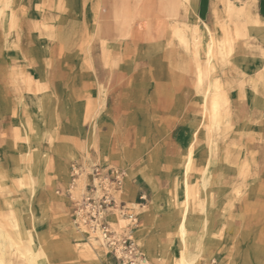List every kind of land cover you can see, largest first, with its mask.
Masks as SVG:
<instances>
[{
    "label": "rangeland",
    "instance_id": "1",
    "mask_svg": "<svg viewBox=\"0 0 264 264\" xmlns=\"http://www.w3.org/2000/svg\"><path fill=\"white\" fill-rule=\"evenodd\" d=\"M233 2L155 38L106 4L0 0V264H124L94 210L145 264H264V42Z\"/></svg>",
    "mask_w": 264,
    "mask_h": 264
},
{
    "label": "crops",
    "instance_id": "2",
    "mask_svg": "<svg viewBox=\"0 0 264 264\" xmlns=\"http://www.w3.org/2000/svg\"><path fill=\"white\" fill-rule=\"evenodd\" d=\"M177 1V2H176ZM181 1V2H180ZM87 0L92 4H106L111 7L110 15L127 20H136V25L140 31L138 35H152L155 38L170 36V32L159 31L162 28L168 29L171 26L186 27L191 19L195 25L202 26L204 33V23L208 24L212 33L217 31L218 19L226 17L224 2L226 0ZM233 1V0H231ZM249 6L253 19H257L260 24L252 25L250 34L262 39L264 42V0H239V2ZM178 3V4H177ZM114 6V8H113ZM216 11V12H215ZM149 18L150 20H148ZM228 21L223 23V29L231 33L236 24L235 19L243 18L239 15H231ZM244 19V18H243ZM234 20V21H233ZM140 23H145L146 28H140ZM152 27V33H147ZM159 29V30H158ZM101 31V36H103ZM205 34H208L207 32ZM107 35V34H106ZM105 35V36H106Z\"/></svg>",
    "mask_w": 264,
    "mask_h": 264
},
{
    "label": "built area",
    "instance_id": "3",
    "mask_svg": "<svg viewBox=\"0 0 264 264\" xmlns=\"http://www.w3.org/2000/svg\"><path fill=\"white\" fill-rule=\"evenodd\" d=\"M93 224L100 227L103 241L111 255L124 264H145L132 231L118 235L110 230L107 223H103L101 212H93Z\"/></svg>",
    "mask_w": 264,
    "mask_h": 264
},
{
    "label": "bare ground",
    "instance_id": "4",
    "mask_svg": "<svg viewBox=\"0 0 264 264\" xmlns=\"http://www.w3.org/2000/svg\"><path fill=\"white\" fill-rule=\"evenodd\" d=\"M180 1V0H179ZM177 2V1H176ZM181 2V1H180ZM232 3H234L233 1H231V0H226L225 2H224V9H226V7L227 6H229L230 4H232ZM178 4V3H177ZM216 12V11H215ZM250 11H248V13H249ZM251 13V12H250ZM256 20V22H259L257 19H255ZM204 28H205V32H207L208 34H212V31H211V28H210V26L208 25V24H206V23H204ZM208 47V54H210L211 53V47H212V42H209L208 43V45H207Z\"/></svg>",
    "mask_w": 264,
    "mask_h": 264
},
{
    "label": "water",
    "instance_id": "5",
    "mask_svg": "<svg viewBox=\"0 0 264 264\" xmlns=\"http://www.w3.org/2000/svg\"><path fill=\"white\" fill-rule=\"evenodd\" d=\"M139 26H140V28H142V29H143V28H146V24H145V23H140Z\"/></svg>",
    "mask_w": 264,
    "mask_h": 264
}]
</instances>
